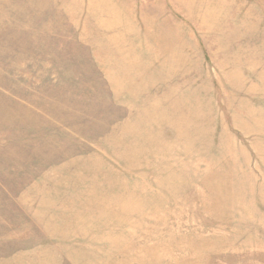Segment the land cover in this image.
<instances>
[{
    "label": "rangeland",
    "instance_id": "1",
    "mask_svg": "<svg viewBox=\"0 0 264 264\" xmlns=\"http://www.w3.org/2000/svg\"><path fill=\"white\" fill-rule=\"evenodd\" d=\"M0 264H264V0H0Z\"/></svg>",
    "mask_w": 264,
    "mask_h": 264
},
{
    "label": "crops",
    "instance_id": "2",
    "mask_svg": "<svg viewBox=\"0 0 264 264\" xmlns=\"http://www.w3.org/2000/svg\"><path fill=\"white\" fill-rule=\"evenodd\" d=\"M252 13H253V12H252ZM252 13H249V14H248V17H249V16H251V14H252ZM228 14H229V13H228ZM238 14H239V15H243V14H242V13H240V12H239ZM245 16H247V15L244 13V19H245V20H247V19H248V17H245Z\"/></svg>",
    "mask_w": 264,
    "mask_h": 264
}]
</instances>
